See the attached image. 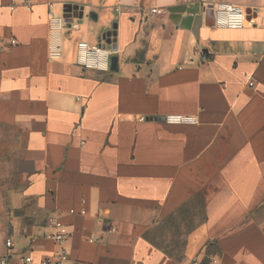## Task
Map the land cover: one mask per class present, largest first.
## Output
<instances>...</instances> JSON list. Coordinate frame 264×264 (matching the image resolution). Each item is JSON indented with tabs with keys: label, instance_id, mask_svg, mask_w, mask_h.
I'll list each match as a JSON object with an SVG mask.
<instances>
[{
	"label": "crops",
	"instance_id": "0c3cea01",
	"mask_svg": "<svg viewBox=\"0 0 264 264\" xmlns=\"http://www.w3.org/2000/svg\"><path fill=\"white\" fill-rule=\"evenodd\" d=\"M219 3L256 17L220 27ZM69 6L82 20L64 19ZM263 9L0 0V173L20 180L6 186L0 259L50 257L59 223L63 264H264ZM113 32L118 69L80 67L79 45Z\"/></svg>",
	"mask_w": 264,
	"mask_h": 264
},
{
	"label": "built area",
	"instance_id": "2783aa9c",
	"mask_svg": "<svg viewBox=\"0 0 264 264\" xmlns=\"http://www.w3.org/2000/svg\"><path fill=\"white\" fill-rule=\"evenodd\" d=\"M246 8L230 4V3H219L216 8V19L217 25L228 29H243L249 22V15L246 12ZM152 14H163L164 11L161 9L151 10ZM264 14V9H263ZM251 21V20H250ZM60 20L52 19V27H60ZM105 44L98 46H91L87 43H82L78 47L79 61L78 65L84 70H95L100 72L108 73L111 71V58L115 54L113 48H108L106 39ZM52 57L60 56V48L57 47L51 53ZM166 121L170 124H196L197 119L188 116H168ZM57 232L54 235L55 241L59 246L58 250L54 252L50 257L43 259L42 261H36L33 255H23L20 258L22 264H63L66 259L65 246L71 238V234L66 226L55 223L54 224ZM7 247L12 248L11 240H7ZM0 264H10L8 257L0 259Z\"/></svg>",
	"mask_w": 264,
	"mask_h": 264
},
{
	"label": "water",
	"instance_id": "95a60500",
	"mask_svg": "<svg viewBox=\"0 0 264 264\" xmlns=\"http://www.w3.org/2000/svg\"><path fill=\"white\" fill-rule=\"evenodd\" d=\"M78 10H79L78 6H75V7H70L69 6L68 9L65 11L64 19L66 21H70V22H72L74 19L82 20L83 12H78ZM246 12L249 15L248 21H250V20H252V18L256 17L255 14H252V10H247ZM115 37H116V32H113V33L107 34L104 37V39H106L107 44L108 45H112L113 49L116 51L117 47H116V39H115ZM117 69H118V57L117 56H113L111 58V70L112 71H116Z\"/></svg>",
	"mask_w": 264,
	"mask_h": 264
},
{
	"label": "rangeland",
	"instance_id": "374dc122",
	"mask_svg": "<svg viewBox=\"0 0 264 264\" xmlns=\"http://www.w3.org/2000/svg\"><path fill=\"white\" fill-rule=\"evenodd\" d=\"M9 184L16 186V187L20 185V180L18 176L14 174L13 172L5 173V174L0 173V212H3V209H5L4 205H6V200H8L9 193H8V190L6 189V186ZM183 241L184 240L179 239L178 242L176 243L177 245H184ZM160 242L162 245H170L169 244L170 239L162 238L160 239Z\"/></svg>",
	"mask_w": 264,
	"mask_h": 264
}]
</instances>
